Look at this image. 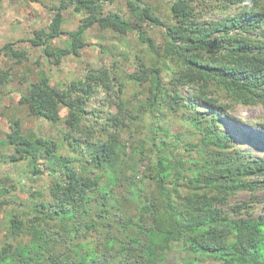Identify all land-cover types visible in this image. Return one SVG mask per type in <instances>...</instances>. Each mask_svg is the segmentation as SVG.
<instances>
[{"label": "trees", "instance_id": "16d2710c", "mask_svg": "<svg viewBox=\"0 0 264 264\" xmlns=\"http://www.w3.org/2000/svg\"><path fill=\"white\" fill-rule=\"evenodd\" d=\"M116 2L126 10H105ZM163 7L147 0L48 6L51 22L28 40L44 61L79 56L94 28L102 53L108 33L135 35L140 49L131 62L116 52L128 63L89 65L56 86L40 70L22 92L24 119L63 129L56 139L25 133L19 116L10 121V161L26 164L31 179L46 178L47 188L28 189L27 209L7 212L0 264H168L176 248L180 262L169 264H264V215L248 201L232 204L240 193L264 190V159L239 147L228 125L240 128L236 105L264 106V0ZM69 9L85 13L72 31L64 29ZM59 38L66 46L52 45ZM15 45L6 43L0 55L29 60ZM12 80L0 70V83ZM100 94L104 102L88 110ZM9 193L0 184V199Z\"/></svg>", "mask_w": 264, "mask_h": 264}, {"label": "rangeland", "instance_id": "374dc122", "mask_svg": "<svg viewBox=\"0 0 264 264\" xmlns=\"http://www.w3.org/2000/svg\"><path fill=\"white\" fill-rule=\"evenodd\" d=\"M59 0H39L32 2L30 0H3L0 4V48L8 42H14L15 49L18 51L26 50L29 52V60L18 63L15 58L8 55H0V70H9L12 77V82L0 83V184L5 185L10 193L3 197L9 202L4 207L0 208V229L5 224L7 212L12 209H27L26 198L28 197V189L36 192L38 190H46V178L31 179L27 172V165L20 163L16 166L9 159V155L13 152V147L7 145L6 135L10 133V121L16 116L24 119L25 114L20 111L19 99L22 92L26 91L28 84L38 77L40 70H44L45 74L50 76L51 85L56 86L63 83H68L73 79L85 74L86 68L89 65L100 67L109 65L113 60H120L123 63H128L125 58L113 53L127 52L130 55L128 60H132L135 52L140 49L137 44L135 35L129 34L124 38L114 39L108 33L104 34L105 39L102 43L108 50V53H102L98 43L101 42V34L98 29L94 28L87 34V41L90 46L80 51V55H72L65 57L60 65H54L50 61L42 59V51L40 48H34L28 42L32 38L34 31L45 28L51 22L53 13L48 9L51 3ZM171 0H147L156 6H168ZM163 7L162 11L165 9ZM106 11H125L124 5L121 2L107 4ZM66 31L76 30L80 25V21L85 17V13L75 12L73 9L65 11ZM222 14H212L210 17H222ZM23 41V42H22ZM55 47L66 46V38H59L52 41ZM129 62V63H130ZM24 75L28 79L24 80ZM105 100V95L100 94L95 101L88 105V110H93V107H99ZM20 111V112H19ZM233 120L235 119L240 128L230 121L229 127L234 130L236 141L246 153L251 157L264 159V128L260 125L264 122V106H242L236 105L232 110ZM24 132L34 130L40 134H49L56 139L59 138L58 133L63 129V125L52 124L44 120L34 118H25L23 121ZM165 125V124H164ZM238 126V127H239ZM235 127V128H233ZM184 139H187L185 137ZM18 202L15 204L14 200ZM250 202L254 207L257 216L264 215V190L258 191L256 194L240 193L232 200V204L241 202ZM2 233H0V238ZM2 244V242L0 241ZM181 257L179 249L169 253L168 264L171 261L180 262ZM200 264H216L214 261H202Z\"/></svg>", "mask_w": 264, "mask_h": 264}]
</instances>
